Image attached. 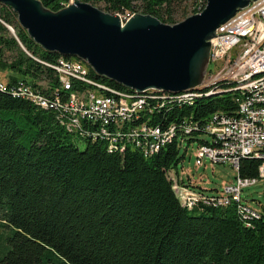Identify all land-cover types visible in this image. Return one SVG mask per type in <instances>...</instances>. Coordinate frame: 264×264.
I'll return each mask as SVG.
<instances>
[{"label":"trees","instance_id":"obj_1","mask_svg":"<svg viewBox=\"0 0 264 264\" xmlns=\"http://www.w3.org/2000/svg\"><path fill=\"white\" fill-rule=\"evenodd\" d=\"M41 1L51 10L69 2ZM83 1L111 13L150 14L170 24L195 13L199 3ZM31 55L47 62L76 58L41 48L12 8L0 3V71L8 73L6 84L24 81L42 89L45 81L57 86L56 72ZM90 73L128 89L92 68ZM236 108L233 92L223 91L173 109L165 119L185 114L204 120ZM180 145L175 139L149 157L130 147L109 152L103 141L67 132L54 111L0 90V223L11 231L0 264H264L263 214L247 226L234 203L191 209L179 203L168 171L181 160ZM259 162L242 158L240 175L256 176Z\"/></svg>","mask_w":264,"mask_h":264},{"label":"built area","instance_id":"obj_2","mask_svg":"<svg viewBox=\"0 0 264 264\" xmlns=\"http://www.w3.org/2000/svg\"><path fill=\"white\" fill-rule=\"evenodd\" d=\"M198 2L196 12L204 8L206 0ZM133 13L118 14L124 21ZM34 58L56 72L57 86L39 89L24 81L8 86L0 80V90L54 111L67 132L103 141L109 152L122 153L130 147L149 157L175 139L182 144L194 133L208 134L210 140L199 143L195 164L201 165L204 157L212 163L229 164L237 171L235 183L224 185L220 193L208 194L180 182L170 169L168 175L179 203L188 209L199 204L234 203L247 226L262 217L241 198V190L264 178V0L250 1L219 25L210 39L204 82L196 90H125L94 78L85 60L59 56L47 62ZM220 83L228 87L222 88ZM219 91L233 92L237 105L234 113L217 111L204 120L185 114L165 119L167 112ZM246 157L260 161L256 176L240 175L241 159Z\"/></svg>","mask_w":264,"mask_h":264},{"label":"water","instance_id":"obj_3","mask_svg":"<svg viewBox=\"0 0 264 264\" xmlns=\"http://www.w3.org/2000/svg\"><path fill=\"white\" fill-rule=\"evenodd\" d=\"M250 1L206 0L201 11L173 24L141 12L122 21L118 13L83 0H72L58 10L41 0L0 3L12 8L20 26L44 50L85 60L96 74L139 92H181L203 84L210 39Z\"/></svg>","mask_w":264,"mask_h":264},{"label":"rangeland","instance_id":"obj_4","mask_svg":"<svg viewBox=\"0 0 264 264\" xmlns=\"http://www.w3.org/2000/svg\"><path fill=\"white\" fill-rule=\"evenodd\" d=\"M72 0H69L71 2ZM102 6V4H99ZM190 15V14H189ZM180 21V20H179ZM7 72L0 71V78L5 82ZM6 75V76H5ZM46 86L45 81H41ZM79 146L84 147V142L71 137ZM200 139L210 140L208 134L197 133L192 138L185 140L179 147V155L181 160L177 163L173 171L185 183H189L195 188L205 193H220L224 185L235 183L237 171L229 164L212 163L208 158H202V164L196 165V151L200 143ZM169 176V175H168ZM241 198L253 209L264 215V178L252 185L245 186L241 190ZM11 235L8 226L0 223V257L10 248V244L6 242V238Z\"/></svg>","mask_w":264,"mask_h":264}]
</instances>
